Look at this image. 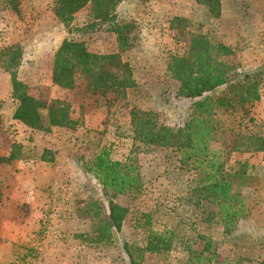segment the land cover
<instances>
[{"label":"rangeland","instance_id":"374dc122","mask_svg":"<svg viewBox=\"0 0 264 264\" xmlns=\"http://www.w3.org/2000/svg\"><path fill=\"white\" fill-rule=\"evenodd\" d=\"M51 2L20 0V19L3 12L0 48L21 51L15 78L30 95L70 103L76 118L85 100L82 84L66 90L51 81L58 46L71 40L84 43L91 52L109 54L118 50L117 36L106 25L94 32L70 33L55 17ZM116 14L118 25H134L139 40L121 54L131 65L137 86L115 106L83 108L84 125L76 132L53 128L43 133L11 120L12 79L0 64V156L8 157L13 150L19 158L0 164V264H129L125 250L141 249L146 243L144 230L135 227L138 221L143 223L142 214L151 215L153 231H174L193 251H200L210 240L215 264H264V151L228 153L226 148L240 136H264V0H221L217 19L194 0H121ZM176 17L186 20V32L231 49V55L221 58L228 72L250 74L263 69L256 79L260 100L249 110L253 120L248 124L245 119L240 125L241 112H216L210 145L228 170L243 164L255 178L243 193L246 215L234 231L224 234L221 224L206 220L188 202L196 175L181 171L165 151L141 147L136 164L143 189L115 200L128 210L121 230L111 245L84 244L74 235L91 231V220L83 213L86 204L90 198L108 204L97 181L81 171L77 161L87 139L109 146L120 127L129 123L131 108L155 112L160 123L171 127L180 126L188 112L190 102L176 97L179 83L167 72L170 56L186 50L184 38L169 29ZM92 19L89 4L73 15L72 25L80 27ZM186 248L177 247L164 256L133 257L138 264H190Z\"/></svg>","mask_w":264,"mask_h":264},{"label":"trees","instance_id":"16d2710c","mask_svg":"<svg viewBox=\"0 0 264 264\" xmlns=\"http://www.w3.org/2000/svg\"><path fill=\"white\" fill-rule=\"evenodd\" d=\"M120 1L51 2L55 17L70 33L94 32L106 25L117 36L118 50L109 54L91 52L84 43L71 40H64L58 46L51 81L54 86L66 90L82 84L85 100L79 108L80 116L76 118L72 116L70 103L30 95L27 86L15 78V71L21 63V51L17 47L0 48L1 67L11 74L12 79L11 120L43 133H50L53 128L76 132L84 125L83 108H109L126 100L128 92L137 84L131 65L122 59L121 54L133 48L139 40L135 39L134 25L128 23L120 26L116 23ZM194 2L206 7L213 18L220 17L221 0ZM89 4L93 7L92 21L80 27L72 25L73 15ZM5 11L20 19V0H0V15ZM185 23V19L177 17L170 21V31L184 38L186 50L181 55L175 53L170 56L167 65V72L179 83L176 97L190 102L182 124L167 126L160 123L157 113L131 108L129 123L120 127L113 143L105 146L98 140L87 139L82 152L77 154L81 171L97 181L108 203L106 206L103 199L90 198L86 204L83 213L91 220V231L74 235L84 244L111 245L114 234L121 230L128 210L115 200L143 189L136 164L141 147L165 151L167 158L176 159L181 171L196 175L188 202L201 210L206 220L221 224L224 234L234 231L239 220L246 215L243 193L255 178L247 173L243 164L228 170L219 153L212 150L210 145L217 126L216 112H241L240 125L253 120L248 117L249 110L254 102L260 100L256 79L263 69L250 74L228 72L221 58L231 55V49L223 44H211L204 35L186 32ZM85 132L89 134L92 131ZM95 135L100 137L101 133L96 132ZM226 148L228 153L262 152L264 136L255 133L240 136L234 145H227ZM17 153L12 150L8 157L0 156V164L8 165L18 160ZM1 198L0 183V206ZM141 220L143 223L138 221L135 227L144 230L146 243L141 249L125 250L129 264H138L135 258L142 257L144 253L164 256L181 246L187 247L184 250L190 256V264L216 263L210 240H206L200 251H193L185 241L179 240L174 231H153L150 214H142Z\"/></svg>","mask_w":264,"mask_h":264}]
</instances>
